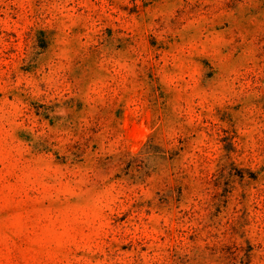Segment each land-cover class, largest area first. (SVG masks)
<instances>
[{
  "label": "clouds",
  "instance_id": "clouds-1",
  "mask_svg": "<svg viewBox=\"0 0 264 264\" xmlns=\"http://www.w3.org/2000/svg\"><path fill=\"white\" fill-rule=\"evenodd\" d=\"M0 264H264V0H0Z\"/></svg>",
  "mask_w": 264,
  "mask_h": 264
}]
</instances>
